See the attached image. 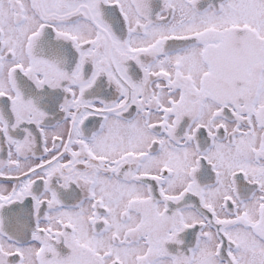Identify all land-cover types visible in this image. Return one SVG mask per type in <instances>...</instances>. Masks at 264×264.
<instances>
[{
    "label": "snow or ice",
    "instance_id": "snow-or-ice-1",
    "mask_svg": "<svg viewBox=\"0 0 264 264\" xmlns=\"http://www.w3.org/2000/svg\"><path fill=\"white\" fill-rule=\"evenodd\" d=\"M0 264H264V0H0Z\"/></svg>",
    "mask_w": 264,
    "mask_h": 264
}]
</instances>
